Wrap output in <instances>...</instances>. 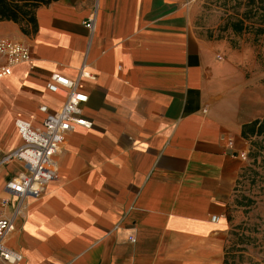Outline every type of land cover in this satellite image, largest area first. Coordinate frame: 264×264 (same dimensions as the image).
Masks as SVG:
<instances>
[{"label": "crops", "instance_id": "1", "mask_svg": "<svg viewBox=\"0 0 264 264\" xmlns=\"http://www.w3.org/2000/svg\"><path fill=\"white\" fill-rule=\"evenodd\" d=\"M193 1L58 0L29 36L0 22V36L31 53L0 79V161L22 145L15 119L36 125L39 107L63 106L46 89L53 74L77 82L92 123L66 136L55 180L15 221L6 245L18 264H224L248 173L233 155L248 157L242 129L264 118V41L198 36ZM22 172L18 161L0 166V200Z\"/></svg>", "mask_w": 264, "mask_h": 264}, {"label": "built area", "instance_id": "2", "mask_svg": "<svg viewBox=\"0 0 264 264\" xmlns=\"http://www.w3.org/2000/svg\"><path fill=\"white\" fill-rule=\"evenodd\" d=\"M85 27L93 31L94 16L87 19ZM31 53L28 47L12 39L0 36V79L10 74L12 68L29 63ZM79 77H89L82 68ZM46 89L65 98L63 106L56 112H49L46 106L39 107L44 119L34 124L33 120L17 118L14 127L22 145L19 149L6 154L0 166L12 161L23 164L24 172L9 179L3 192L9 197L0 200V264H18L21 254L9 249L7 237L14 231V223L20 218L30 199L40 197L47 185L57 176L56 157L61 152L66 136L75 129H91L92 123L82 116V108L87 103L86 94L78 90L76 81L53 74L46 83ZM36 123V122H35ZM236 158L248 162L246 154H234ZM10 197L15 198L11 213ZM220 217H211L212 223H218ZM130 241L133 242L132 239Z\"/></svg>", "mask_w": 264, "mask_h": 264}, {"label": "rangeland", "instance_id": "3", "mask_svg": "<svg viewBox=\"0 0 264 264\" xmlns=\"http://www.w3.org/2000/svg\"><path fill=\"white\" fill-rule=\"evenodd\" d=\"M246 2L194 0L192 26L196 34L208 40L237 46L242 38L234 35L229 25L244 19V13L248 10ZM245 24L248 22L245 21ZM258 71L264 72V51H260ZM248 160L247 169L250 171L243 184L244 221L234 233L226 264H264V161L253 164L252 159Z\"/></svg>", "mask_w": 264, "mask_h": 264}, {"label": "trees", "instance_id": "4", "mask_svg": "<svg viewBox=\"0 0 264 264\" xmlns=\"http://www.w3.org/2000/svg\"><path fill=\"white\" fill-rule=\"evenodd\" d=\"M56 1L58 0H0V22H12L19 27L22 34L29 36L36 32V14L40 7H47ZM246 7L248 10L244 13V19L230 23L231 31L234 35L245 33L253 36L254 41H264V0H247ZM245 21L248 22L247 25ZM254 135L264 137V118L242 129V137L249 141L253 148L248 155V158L253 160V164L264 152V140L254 142L251 140Z\"/></svg>", "mask_w": 264, "mask_h": 264}]
</instances>
